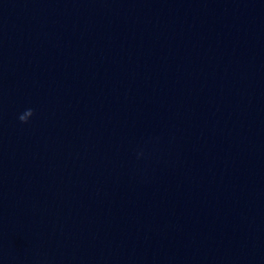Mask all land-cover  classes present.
<instances>
[{"label": "water", "instance_id": "obj_1", "mask_svg": "<svg viewBox=\"0 0 264 264\" xmlns=\"http://www.w3.org/2000/svg\"><path fill=\"white\" fill-rule=\"evenodd\" d=\"M233 0H0V264H222Z\"/></svg>", "mask_w": 264, "mask_h": 264}]
</instances>
